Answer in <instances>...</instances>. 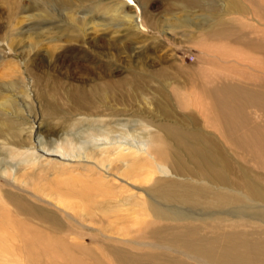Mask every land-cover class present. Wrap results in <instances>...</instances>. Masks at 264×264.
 <instances>
[{
    "label": "rangeland",
    "instance_id": "obj_1",
    "mask_svg": "<svg viewBox=\"0 0 264 264\" xmlns=\"http://www.w3.org/2000/svg\"><path fill=\"white\" fill-rule=\"evenodd\" d=\"M22 1L21 15L0 5V264H264V140L243 142L264 135V0H235L239 14L230 0H72L73 10L43 1L49 16L37 0ZM93 66L116 80L140 77L124 86L109 79L104 116L86 115L97 105L78 74ZM231 95L244 107L235 122L223 104ZM135 126L139 140L166 143L170 176L118 175L126 165L111 161L117 146L104 135L132 140ZM71 137L86 158L51 152L71 153ZM35 152L46 155L40 163ZM91 157L135 210L97 182ZM90 166L95 190H67L63 180H86ZM141 195L161 211L175 207L177 221L144 216L133 201Z\"/></svg>",
    "mask_w": 264,
    "mask_h": 264
},
{
    "label": "bare ground",
    "instance_id": "obj_2",
    "mask_svg": "<svg viewBox=\"0 0 264 264\" xmlns=\"http://www.w3.org/2000/svg\"><path fill=\"white\" fill-rule=\"evenodd\" d=\"M43 1H49V2H53V0H37L35 5H39L40 6V9H39V13L41 14H44L45 16H49L50 13L47 12L46 10V7L43 6L41 4V2ZM72 0H61V4H63L65 2V5L69 6L72 10L73 8H75V5H84L86 0H78V3H75V5L71 2ZM116 1V0H114ZM118 3L117 5H123L124 3V0H117ZM116 1V2H117ZM127 1V0H125ZM58 2H60V0H56V3L58 4ZM115 2V3H116ZM128 2V1H127ZM111 3V2H110ZM0 5H5V7L3 8V10H5L6 12H9V13H15L17 15H21V14H24V11H26V5L25 3H23L22 0H0ZM228 5L230 7V9H233V13H237L239 14V8L242 9L239 4L237 2H235V0H230L228 2ZM243 5V3H242ZM34 7V6H32ZM50 8V7H49ZM113 8V7H112ZM118 8V7H117ZM244 9V8H243ZM71 10V13L72 15L71 18L74 20V19H78L79 20V17L76 18L74 16V13L72 12ZM35 11V10H34ZM246 11V10H245ZM77 12V11H76ZM86 12V11H85ZM113 12H114V17H119V10L118 9H113ZM247 12V11H246ZM88 13V12H87ZM243 13V12H241ZM125 14H129L128 12H125ZM33 15V14H32ZM16 16V15H15ZM35 16V14H34ZM129 16V15H127ZM17 17V16H16ZM29 17H32V16H29ZM87 17V16H86ZM126 17V15H124V18ZM130 17H131V14H130ZM15 17H13L14 19ZM21 20L20 22L22 23L24 20H22L23 18L20 17ZM25 18V17H24ZM128 18V17H127ZM81 19H84L81 18ZM86 19V18H85ZM131 19V18H130ZM135 19V17H134ZM19 20V19H18ZM15 20H13V24ZM80 21V20H79ZM78 21V22H79ZM84 21V20H83ZM82 21V22H83ZM17 22V21H15ZM20 23V24H21ZM93 23V22H92ZM129 23L132 24L131 21H129ZM11 25V24H10ZM9 25V26H10ZM19 25V21L17 22L16 26ZM244 25V24H243ZM96 26H98L96 24ZM100 26V25H99ZM12 27V25H11ZM138 27V26H137ZM13 29V28H12ZM22 29V27H21ZM132 30V29H131ZM77 31V30H75ZM16 32V31H15ZM18 33V32H17ZM21 34V32H19ZM23 33V32H22ZM10 34V33H9ZM17 36V34H16ZM153 38V37H152ZM14 39V38H13ZM17 39V38H16ZM9 40V39H8ZM18 40V39H17ZM156 40V39H155ZM11 41V40H10ZM15 41V40H14ZM153 41V39H152ZM6 42V41H5ZM186 42V41H185ZM10 44V42H8ZM15 43V42H14ZM154 43V42H153ZM158 43V42H157ZM222 43V42H221ZM7 44V43H6ZM8 44V45H9ZM10 47V46H9ZM218 47V46H217ZM215 50V49H214ZM32 52V51H31ZM221 52V51H220ZM227 53V52H226ZM30 54V53H29ZM230 56V55H229ZM237 60V59H236ZM33 62H35V60H33ZM71 65H75V63L72 62ZM79 70L82 71V67L81 65H77ZM98 66V65H97ZM97 66H93L91 70H87V75L88 77L86 78H82L79 74H78V77L79 79H82V81L86 84L87 87L90 88V91L92 92V96H93V99L91 98V102H95V104L97 105L96 107H94L93 109H90L86 115H100V116H104L106 114V112L108 111V108H110V103L112 102V99L109 95V89H108V84H109V79L113 78L114 81H116L117 83H119L120 85L124 86L126 84H129V85H134L136 84L140 77L137 75V78L135 76V73L133 74V76L131 77H122L118 80L114 79V76L113 75H110L108 70H99ZM248 66V65H247ZM251 66V65H250ZM103 69V68H102ZM75 72H70V76L72 79H75L76 77L74 76ZM75 77V78H73ZM231 96H226L224 97L223 99V104H224V110L226 112V114H228L229 116L232 117V119H234V122L236 120V118L242 114V109L244 108L243 105L240 103V102H237L235 99L233 100V98H231ZM90 99L89 96H86V99ZM231 98V99H230ZM230 99V100H229ZM229 101V102H228ZM228 102V104H227ZM120 105V107H123L124 105H122L123 103L119 102L118 103ZM222 104V103H221ZM220 105V104H219ZM215 107V106H214ZM124 108V107H123ZM101 109V111H100ZM125 111H127L128 109L124 108ZM212 113V112H211ZM213 114H216L217 115V112H213ZM51 115V114H50ZM212 117V115H211ZM151 125H144L141 129L143 130H146V129H150ZM34 128V126H33ZM131 134L130 133H127L128 136H131L132 137V140L128 139V137L126 136H122V134L118 137H114L113 135H110L111 131L109 130L107 135H104V139L103 141H108L110 143V147H112L114 144L117 146L115 148H117V153L116 154H113V158L111 161L115 160L117 161L118 163L116 164V166L118 168H122L123 165H126V167H124V171L123 173L121 172H118V175L120 177L124 176L127 178V180H133L135 179L137 176L141 175L142 173L145 175L147 181L151 180L155 174L159 173V174H162V175H169L172 173V170H171V167L170 165L167 163L166 159L168 157L164 147H166V143H162V141H159L157 142V140L155 142L151 141V140H144V139H140L137 138L138 135L135 136V133L138 134L139 130L137 129V127H132L129 129ZM175 129L174 127H170V130H169V135L171 136V138L173 137V133H174ZM262 131V130H261ZM129 132V131H128ZM99 133V132H98ZM105 133V132H104ZM103 133V134H104ZM4 134V133H3ZM97 133H94L92 134V138H90L91 140H93V142H95L96 144H101V143H97V141H100L99 139H97V136L95 135ZM99 137V136H98ZM101 137V136H100ZM162 138V137H161ZM163 139V138H162ZM213 139V138H212ZM261 140H264V135L263 133H256L254 135H251L250 138L246 137L245 138V141L243 142H246L248 143V145L251 147V145L249 144V141H252L253 144H254V147H255V142H258V141H261ZM73 141V138L71 137L69 139V142L70 145L72 146L71 148V153L69 152H65V150L63 151L62 150V147H59V149H57L56 151H51V152H60V155L61 156H73V157H85L86 158V154L87 153H83L81 154L82 152H84V150L82 149L80 152L78 151L77 148H75V144L76 143H72ZM74 142V141H73ZM63 143V142H62ZM64 144V143H63ZM62 145V144H61ZM65 145V144H64ZM114 145V146H115ZM259 145V144H258ZM113 146V147H114ZM68 147V146H67ZM66 148V147H65ZM64 148V149H65ZM75 148V149H74ZM193 149L198 152L199 150L196 148V147H193ZM69 149H67L68 151ZM38 152V150H37ZM107 152V149L106 151ZM109 153V151H108ZM107 153V154H108ZM30 154V153H29ZM35 154V155H34ZM34 157L37 158V163L41 162L40 159L45 157L46 155L45 154H39V153H34ZM221 158L223 160H225L222 156ZM72 159V158H71ZM91 159H94L91 157ZM213 160V164L217 163V168H216V171L219 175V182H223L224 180H226V170L223 168L220 160L218 158H212ZM92 161V160H91ZM98 161V160H97ZM87 162H90V161H87ZM92 163V162H91ZM95 167L99 168L100 170L96 172V178H97V182H99V184H102V186L104 184H108L110 190L107 192V193H112L113 196H120L122 200H125L126 203L125 204H130V207L129 208H126L124 209V211H130L132 212L134 209L133 205L131 204V201H129L126 197V195H124V191L122 189H118L116 186H118L117 184L119 183H115L114 182H110L108 179L107 181L105 182L104 181V176L103 174H106V173H110L108 171H104L105 170V167L104 165L101 163V165L98 167V164L96 163V159H94L93 161ZM36 165V164H35ZM90 168H94L92 166L89 167L88 169V172H87V181L84 180L82 182H79L76 175L75 174H72V179H73V182H70V180L72 179H68L67 177L65 178V180H63V182H67L68 184L72 185L71 187L72 188H67V190H70V189H73L76 187V185H86V188L89 189V190H95L93 188V182H94V178H93V175H91L89 177V171H90ZM116 169V167H113L110 171H114ZM72 170V168H71ZM83 172V171H82ZM81 173V172H80ZM84 173V172H83ZM69 174V173H68ZM107 176H109L107 174ZM115 176H116V173H115ZM170 176V175H169ZM114 178V177H113ZM117 178V177H116ZM123 178V177H122ZM85 179V177H84ZM125 179V178H124ZM118 180V179H117ZM167 180H165L166 182ZM96 182V181H95ZM128 182V181H127ZM135 182V181H134ZM60 183V185H62L64 188V184L62 182H58ZM160 184V182L157 183L156 186H158ZM107 186V185H106ZM42 187V186H41ZM80 187V186H79ZM98 187H101V186H98ZM85 188V187H84ZM105 188V187H104ZM131 188V187H130ZM40 189V188H39ZM222 189V187H221ZM221 189H219L218 191H216V193H220L221 192ZM79 190V189H77ZM103 190V189H102ZM226 192L224 193V195L227 197V198H232V192L231 190L227 189L226 188ZM34 191V190H33ZM43 191V190H41ZM99 191V190H98ZM38 192V191H37ZM40 192V191H39ZM69 192V191H67ZM135 192V191H134ZM142 192V191H141ZM65 193V192H64ZM77 193V192H76ZM88 193V192H87ZM98 193V192H97ZM223 193V192H222ZM39 194V193H38ZM74 194V192H73ZM72 194V195H73ZM81 194V193H80ZM79 194V195H80ZM138 194V192H137ZM43 195V194H42ZM70 193H67V197H71L72 196ZM86 195V194H85ZM96 195V194H95ZM98 195V194H97ZM100 195V194H99ZM130 195L133 197L134 194H131ZM160 196V195H159ZM91 197V196H90ZM142 195L141 196H138L137 198H134L133 201H135V205L137 206H143L141 207L142 208H145L146 210H149V213L150 214H147L148 212H146L144 215V212H143V215L146 216V217H149V216H153L155 217L156 219H159V220H162V221H169V219H175V221H177L178 219V213L176 212L175 210V207H171V206H167L165 204H162L164 206H166L165 208H170V213L167 212H164V211H161L159 210L155 205H153L151 202H157L156 200L152 201L150 199H146L144 198V202L141 200L142 199ZM162 199L161 201H165V202H168V198L165 197V196H160ZM41 198V197H40ZM61 198V197H60ZM94 198V197H93ZM102 198V197H101ZM62 199V198H61ZM124 201V202H125ZM129 201V202H127ZM69 202H70V198H69ZM121 203V202H120ZM69 204V203H67ZM119 205V202L117 203ZM124 204V205H125ZM114 205V204H113ZM158 205V204H157ZM67 206V205H66ZM72 206V205H71ZM70 206V207H71ZM86 209H87V205H83ZM94 206V205H93ZM123 206V205H122ZM121 206V207H122ZM111 207V206H110ZM109 207V208H110ZM97 208V206H96ZM112 208H115V207H112ZM130 209V210H129ZM96 210V209H95ZM99 210V209H98ZM97 210V211H98ZM116 210V209H115ZM137 210V209H136ZM144 210V209H142ZM153 210V214H151ZM96 212V211H94ZM111 212V210H110ZM117 213H120L121 210L120 209H117L116 210ZM115 212V213H116ZM140 212V211H139ZM104 213V212H103ZM95 214V213H94ZM104 214H107V213H104ZM129 214V213H128ZM134 214V213H133ZM142 214V213H141ZM98 216V215H97ZM118 216V215H116ZM131 215H129L130 217ZM96 217V216H94ZM132 217V216H131ZM167 217V219H166ZM80 218V217H79ZM116 218H119L116 217ZM93 219V217H92ZM144 219V218H143ZM94 221V220H93ZM143 221V220H141ZM127 233V232H125ZM123 235V234H122ZM121 235V236H122ZM127 235V234H126ZM125 235V236H126ZM126 240V239H125ZM140 245L143 244V242H139ZM139 247V246H138ZM173 248V247H171ZM184 253V252H183ZM260 258V257H259ZM259 258H255V260L259 259ZM202 263L204 264H208V262L206 260H204Z\"/></svg>",
    "mask_w": 264,
    "mask_h": 264
}]
</instances>
